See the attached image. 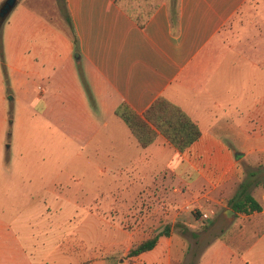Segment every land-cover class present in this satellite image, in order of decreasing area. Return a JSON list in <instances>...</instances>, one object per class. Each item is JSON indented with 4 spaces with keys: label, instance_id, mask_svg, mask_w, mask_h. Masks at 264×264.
Returning a JSON list of instances; mask_svg holds the SVG:
<instances>
[{
    "label": "crops",
    "instance_id": "crops-1",
    "mask_svg": "<svg viewBox=\"0 0 264 264\" xmlns=\"http://www.w3.org/2000/svg\"><path fill=\"white\" fill-rule=\"evenodd\" d=\"M63 1L77 46L60 14L58 21L54 20L30 3L15 12L13 8L12 16L9 14L2 24V34L20 42L24 34L19 24L24 22L28 38L37 32L54 31L63 40L64 55L78 52L95 103L107 116L101 122L105 127L115 122V110L121 102L142 114L161 95L179 106L200 130L199 138L183 151L161 134L146 147L135 138L136 142L130 140L140 149L134 163L141 167V173L150 170L160 156H167L161 158L164 161L158 169L167 171L172 181L165 185L148 182L141 200L152 207L139 226L150 235L170 225V234L159 237L153 248L162 245L163 254L172 256L161 264L184 263L177 253L179 242L171 233L179 221L180 202L206 208L210 215L222 209L231 221L264 215V189L259 185L251 194L261 211L235 213L227 205L243 180L240 159L253 156L250 161L257 162L264 158V0L139 2L140 8L151 9L142 27L127 12L123 0ZM171 6L176 9L174 23ZM28 61L33 64L31 57ZM38 89L43 92L42 86ZM85 99L80 92L77 98L69 95L66 100L80 108V123L95 128L86 135L91 142L81 144L79 153L91 143L93 154L98 156L99 137L94 132L100 120L86 109ZM1 146L0 161L5 162L8 147L0 140ZM253 173L255 176L258 171ZM26 200L18 212L0 211V264H111V255L82 257L83 250L72 249L70 241L80 225L74 217L78 209L75 202L45 191ZM222 246L232 254L227 245Z\"/></svg>",
    "mask_w": 264,
    "mask_h": 264
},
{
    "label": "rangeland",
    "instance_id": "rangeland-1",
    "mask_svg": "<svg viewBox=\"0 0 264 264\" xmlns=\"http://www.w3.org/2000/svg\"><path fill=\"white\" fill-rule=\"evenodd\" d=\"M123 1L136 10L142 6L139 2L153 4L159 0ZM27 3L54 20L58 21L59 14L64 16L63 0H17L13 11ZM19 25L24 34L20 42L3 35L2 28L0 34V140L8 147L5 162L0 161V211L18 212L26 198L41 191L60 194L78 205L74 217L80 225L70 243L72 249L84 251L82 257L111 255V264H161L172 258L163 254L162 245L138 259L128 255L130 248L149 235L139 228L146 210L152 207L141 200L142 192L150 181L162 185L172 181L167 171L158 169L164 161L161 158L167 156H160L150 170L141 173V167L134 163L140 149L130 144V140L136 141L125 123L118 117H113L115 122L107 127L101 123L107 116L85 89L81 73L89 85L78 52L64 55L63 40L54 31L37 32L28 38L26 23ZM80 92L86 98V109L100 120L94 132L99 137L98 156L93 154L91 143L79 153L81 144L91 142L86 135L95 129L80 123V108L66 100L69 95L77 98ZM252 158L239 161L243 179L257 170L250 191L258 185L264 189V158L258 163L250 161ZM178 205L180 217L171 233L179 242L176 250L183 264H264V215L250 221H231L223 216L222 209L210 215L208 209L192 202ZM191 223L196 227H188Z\"/></svg>",
    "mask_w": 264,
    "mask_h": 264
},
{
    "label": "trees",
    "instance_id": "trees-1",
    "mask_svg": "<svg viewBox=\"0 0 264 264\" xmlns=\"http://www.w3.org/2000/svg\"><path fill=\"white\" fill-rule=\"evenodd\" d=\"M121 0H116V2ZM175 2V0H173ZM173 2V3H174ZM63 18L66 21L67 29L70 32L73 43L77 46V36L72 25L70 16L65 8L63 1ZM127 12L137 21L139 26H143L146 19L151 13V9H142L138 7L136 10L127 7ZM171 20L174 23L176 17V9L171 6ZM5 21V20H4ZM3 21V22H4ZM2 23H0V34ZM1 48V35H0ZM82 80L85 84V89L89 96L91 92L87 86L84 77L81 73ZM115 114L120 117L126 126L129 128L133 137L137 140L141 147H146L151 144L158 134H161L166 141L178 151H183L195 142L200 136V130L195 122L177 105L169 101L164 96H157L142 112L136 113L127 103L121 102ZM254 173H250L246 178L239 182L234 194L228 199L227 205L235 213L250 214L254 211H261L262 206L251 194V187L255 184L252 177ZM170 234V225L166 224L162 229L155 234L148 236L141 242L129 249L130 257L137 256L143 252L149 251L155 247L159 237L168 236Z\"/></svg>",
    "mask_w": 264,
    "mask_h": 264
},
{
    "label": "water",
    "instance_id": "water-1",
    "mask_svg": "<svg viewBox=\"0 0 264 264\" xmlns=\"http://www.w3.org/2000/svg\"><path fill=\"white\" fill-rule=\"evenodd\" d=\"M16 3H17V0H4L0 4V23H2L7 18L9 13L15 7Z\"/></svg>",
    "mask_w": 264,
    "mask_h": 264
}]
</instances>
